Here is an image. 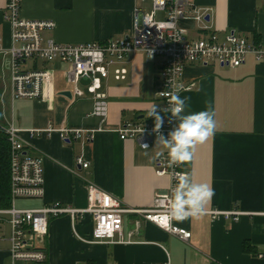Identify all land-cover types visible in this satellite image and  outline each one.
<instances>
[{"label": "crops", "instance_id": "crops-1", "mask_svg": "<svg viewBox=\"0 0 264 264\" xmlns=\"http://www.w3.org/2000/svg\"><path fill=\"white\" fill-rule=\"evenodd\" d=\"M6 0H0V28L5 45L10 42V26L3 19ZM209 7L210 30L220 35L234 30L249 40L264 44V0H193ZM148 12L151 0H22L20 15L26 19L49 20L45 37L59 43H86L127 36L133 27V10ZM163 17L157 12V18ZM188 39L201 36L196 23L181 20ZM160 58L131 54L120 66L126 77L116 80L112 70L102 80L108 97V115L93 138L65 141L53 128L96 129L99 119L90 115L91 95L70 99L61 91L70 89L63 75L64 64L36 63L52 70L50 101L14 99L11 101L7 74L0 61V122L18 128L25 149L41 158L44 193L27 207L38 208L53 202L76 207L87 204L86 182L118 199L122 206L145 209L155 193L168 185L167 177L154 173L155 153L163 151L153 138L148 149L134 139H120L115 129L124 121L153 120L147 116L163 102L154 97L159 84ZM7 61H4L6 69ZM57 75L59 80H57ZM182 82L194 83L181 90L188 97L189 111L209 110L214 114L215 134L193 149L190 161L183 162L188 175L214 190L207 208L246 212L237 220L204 214L179 224L191 232L188 241L169 234L140 219L124 215L123 233L128 242L87 243L75 237L67 216L50 218L45 237L44 264H157L167 258L170 264H264V57L247 55L236 67L218 63H190L184 67ZM44 130V132L42 131ZM147 153V155H145ZM82 156L87 168L76 163ZM250 213V214H249ZM138 221L136 226L134 221ZM92 221L84 216L76 230L91 238ZM0 264H11L7 241L0 245Z\"/></svg>", "mask_w": 264, "mask_h": 264}, {"label": "built area", "instance_id": "built-area-1", "mask_svg": "<svg viewBox=\"0 0 264 264\" xmlns=\"http://www.w3.org/2000/svg\"><path fill=\"white\" fill-rule=\"evenodd\" d=\"M22 0H6L3 19L10 26V42L5 45L0 28V61L2 71L7 74L10 99H43L50 101L52 70L38 68L36 63L59 62L65 65L63 75L70 86V99L80 98L84 91L79 86L87 80L85 88L91 95L93 108L90 115L99 119L96 129L53 128L46 133L57 131L65 141L71 138L92 139L95 132L102 128L108 115V97L103 89L102 80L110 70L116 80L126 77V69L120 66L131 54L142 53L151 58H160L159 84L154 97L163 102V124L154 130L153 120L124 121L116 129L120 139H134L140 148L148 149L153 138L163 134L165 137L175 126V121L166 111L170 107V94L189 90L194 83L184 84L181 76L184 67L190 63H218L220 66L236 67L242 64L247 55L256 59L264 57V44L249 40L230 30L222 35L210 30L207 16L209 7L195 5L193 0H151V8L143 12L133 10V27L127 36L109 38L104 41L86 43H59L45 37L43 32L53 27L49 20L26 19L20 15ZM157 12L163 17L157 18ZM181 20H191L202 34L188 39L180 25ZM6 63V69L4 61ZM10 145V194L9 207L0 208V245L7 241L11 264H44L45 237L50 218L66 215L76 238L87 243L128 242L124 238L123 221L127 213L138 214L140 219L150 222L183 241H188L191 232L178 221H166L171 188L180 175H188L183 162L169 167L167 154L156 157L154 173L167 177V187L154 194L152 205L145 209L122 206L120 201L103 191L92 181L86 182L87 204L76 207L61 202H53L38 208L16 207L18 198H41L44 193V176L41 158L32 155L19 140L18 128L4 126ZM44 132V130H42ZM147 145V148L144 147ZM76 163L87 168L89 163L82 156ZM211 218L222 216L237 220L246 212L236 209L219 210L206 208ZM250 214V213H249ZM264 214V213H262ZM84 216L92 221L91 238L86 239L76 230V223ZM138 225V221H134ZM6 229L8 235H6ZM157 264H170L169 259Z\"/></svg>", "mask_w": 264, "mask_h": 264}, {"label": "clouds", "instance_id": "clouds-1", "mask_svg": "<svg viewBox=\"0 0 264 264\" xmlns=\"http://www.w3.org/2000/svg\"><path fill=\"white\" fill-rule=\"evenodd\" d=\"M189 98L181 97L178 92L170 94V107L166 109L175 121V126L165 137H157V144L163 151L155 153L156 157L167 154L169 167L190 161L196 145L206 142L214 136L216 123L214 114L209 110L189 111ZM147 116L154 118V130L161 128L163 117L153 104ZM147 148V145H144ZM147 155V153H145ZM214 190L207 183H197L190 175H180L171 188V196L164 219L182 222L188 218H197L205 214Z\"/></svg>", "mask_w": 264, "mask_h": 264}, {"label": "trees", "instance_id": "trees-1", "mask_svg": "<svg viewBox=\"0 0 264 264\" xmlns=\"http://www.w3.org/2000/svg\"><path fill=\"white\" fill-rule=\"evenodd\" d=\"M4 126L0 122V208L9 207L10 194V145Z\"/></svg>", "mask_w": 264, "mask_h": 264}, {"label": "rangeland", "instance_id": "rangeland-1", "mask_svg": "<svg viewBox=\"0 0 264 264\" xmlns=\"http://www.w3.org/2000/svg\"><path fill=\"white\" fill-rule=\"evenodd\" d=\"M57 77H58V75H57ZM57 80H59V77L57 78ZM32 199H35V198H18L15 201V206L16 207H27L29 205V202H31ZM62 216H66V215H62ZM6 235H8L7 229H6Z\"/></svg>", "mask_w": 264, "mask_h": 264}, {"label": "water", "instance_id": "water-1", "mask_svg": "<svg viewBox=\"0 0 264 264\" xmlns=\"http://www.w3.org/2000/svg\"><path fill=\"white\" fill-rule=\"evenodd\" d=\"M207 18H208V16H207ZM61 94L68 96V95H70V91L69 90L61 91Z\"/></svg>", "mask_w": 264, "mask_h": 264}]
</instances>
